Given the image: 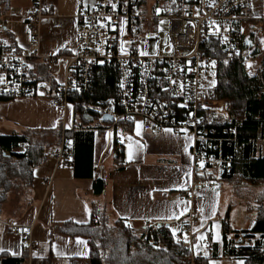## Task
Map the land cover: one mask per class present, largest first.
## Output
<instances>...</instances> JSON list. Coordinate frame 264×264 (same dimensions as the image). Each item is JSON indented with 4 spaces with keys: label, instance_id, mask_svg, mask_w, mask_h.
Masks as SVG:
<instances>
[{
    "label": "built area",
    "instance_id": "built-area-1",
    "mask_svg": "<svg viewBox=\"0 0 264 264\" xmlns=\"http://www.w3.org/2000/svg\"><path fill=\"white\" fill-rule=\"evenodd\" d=\"M41 17V0H32L23 18L32 42L39 38ZM75 20V44H64L59 52L39 60L35 53L25 54L0 40V102L36 98L59 110L74 109L70 99L91 96L99 72L111 68L116 72L114 94L81 106L100 122L104 115L112 120L103 121L105 129L90 130L112 133L119 123L136 127L137 122L151 131L171 129L193 139L196 174L231 170L232 159L223 156V146L234 140L232 119L226 103L215 98V86L207 85L217 71V62L209 55L210 43H218L227 61L238 57L248 77L256 76L264 56V0H95L92 6L80 8ZM161 21L167 24L169 44L164 52L158 43ZM5 32L0 22V34ZM34 60L45 67L47 80L32 77L29 66ZM114 139L119 140L117 135ZM64 142L62 136L53 151L55 169L71 166L72 149ZM204 185L211 186L212 180ZM184 193L191 202L202 200L193 184ZM198 224L199 213L193 208L171 224L178 237L188 239L181 244L190 264L203 256L192 251ZM129 230L143 244L159 247L157 240L163 238L156 223L139 230L129 226ZM34 248L28 236V254Z\"/></svg>",
    "mask_w": 264,
    "mask_h": 264
},
{
    "label": "crops",
    "instance_id": "crops-1",
    "mask_svg": "<svg viewBox=\"0 0 264 264\" xmlns=\"http://www.w3.org/2000/svg\"><path fill=\"white\" fill-rule=\"evenodd\" d=\"M78 1V8L68 12L57 0H41L39 38L32 42L23 20L31 10L32 0H8L6 14L1 19L6 36L0 34V40L25 54L35 53L38 60L59 52L64 44L73 46L77 11L95 3V0ZM75 120L71 106L59 110L47 100L19 98L0 102V135L56 129L68 132L75 127ZM103 133V137L95 136L91 179L75 178L71 166L55 169L53 151L57 145L46 149L47 156L34 168L31 186L17 205L18 210L0 215V254L24 255L25 264H71L73 258L85 259L88 246L77 242L85 240L60 234L57 228L65 222L88 224L94 203L98 209L105 210L111 223L122 220L137 230L148 223L169 224L173 238L179 242L185 241V236L178 237L172 222L191 208L196 209L199 224L191 238L192 251H200L203 256L192 264H246L243 259L223 255L222 223L227 221L234 232L250 230L255 220L252 206L264 186L250 185L240 178L224 180L218 173L211 186L204 185L192 167L193 139L186 135L145 128L137 135L132 125L130 130L119 126L112 133ZM115 135L124 148L121 168L117 167L114 156ZM129 144H132L131 159ZM96 179L104 182L99 195L92 194ZM191 184L201 201L191 202L186 198L184 188ZM258 187L259 193L250 200L253 205L245 210L243 191ZM238 205L239 212L235 214ZM201 235L204 240L198 239ZM28 236L35 243L29 254Z\"/></svg>",
    "mask_w": 264,
    "mask_h": 264
},
{
    "label": "trees",
    "instance_id": "trees-1",
    "mask_svg": "<svg viewBox=\"0 0 264 264\" xmlns=\"http://www.w3.org/2000/svg\"><path fill=\"white\" fill-rule=\"evenodd\" d=\"M7 8L8 0H0V22ZM210 44L212 53L209 55L217 62L215 98L226 103L232 119L230 128L234 131V140L223 146V156L232 159L231 170L220 174V177L224 180L240 178L250 185L264 186V56L258 74L248 77L238 57L227 61L218 43L211 41ZM9 46L16 48L12 44ZM30 66L35 80L48 79L49 75L40 63L30 62ZM115 78L113 69L102 68L91 96L83 94L70 99L75 106L76 119L71 131L56 129L0 135V215L11 193L15 194L14 204L19 206L21 198L31 186L34 168L44 162L47 148L59 145L62 136L64 143L72 149L73 176L92 178L95 136L103 137L104 133L90 130L91 122H87L83 116H92V122L98 121L96 127L100 129H105L107 125L100 122L96 114L86 112L81 104L111 97ZM119 126L126 130L131 128L128 123H119ZM21 146L26 148L21 149ZM113 146L117 167L121 168L123 145L115 140ZM240 172L241 175L238 174ZM215 177L212 172L197 173V179L202 181L214 180ZM103 189L104 182L96 179L92 194L99 195ZM251 211L255 220L248 231L234 232L228 222L223 221V255L243 259L246 264H264V190L256 198ZM158 229L163 236L161 239L156 236L159 247L140 243L139 237L130 232L126 222H109L105 210L98 209L94 203H91V220L88 224L65 222L57 228L60 234L86 241L89 252L83 259L84 264H190L186 258L187 250L173 238L169 226L158 224ZM231 234L234 236L229 238ZM83 260L73 258L71 264H82ZM0 264H25V257H12L4 252L0 254Z\"/></svg>",
    "mask_w": 264,
    "mask_h": 264
},
{
    "label": "rangeland",
    "instance_id": "rangeland-1",
    "mask_svg": "<svg viewBox=\"0 0 264 264\" xmlns=\"http://www.w3.org/2000/svg\"><path fill=\"white\" fill-rule=\"evenodd\" d=\"M57 2L59 5H61L63 8H65L68 12H72L73 9H77L78 4H79L78 0H57ZM1 23H3V22H1ZM166 31H167V24L165 21H161L158 25V34H159L158 43L161 47L162 52H164L165 49L169 46ZM207 85H209L210 87L216 86V79L215 78L211 79L210 81L207 82ZM98 123H99L98 121L91 122V126L95 127V126H97ZM38 139H40V137ZM259 189H260L259 187L258 188H249L248 189L249 191H243L242 195H243V200H245V203H244L245 207H246L245 210H247L248 206L253 205V202H251L250 200L253 197L257 196V192L259 193ZM254 195H256V196H254ZM14 197H15V194L11 193L9 195L8 201L3 204L2 209H3L4 213L5 212L6 213H14V211L18 210L17 205L14 204ZM243 200L241 199V201H243ZM247 202H248V205H246ZM237 204H239L238 200H236V202H235V205H237ZM235 207L237 208V206H235ZM238 212H239V205H238V208L235 209V214ZM177 241H179V240H177ZM84 252H85L84 255H87V249ZM84 263H85V261L82 262V264H84Z\"/></svg>",
    "mask_w": 264,
    "mask_h": 264
},
{
    "label": "snow or ice",
    "instance_id": "snow-or-ice-1",
    "mask_svg": "<svg viewBox=\"0 0 264 264\" xmlns=\"http://www.w3.org/2000/svg\"><path fill=\"white\" fill-rule=\"evenodd\" d=\"M122 51H123V48H122ZM141 55H147V53H141ZM29 67H31V66H29ZM2 79L3 78L0 77V82H2ZM121 87H123V85H121ZM140 129H141V124L139 122H137V124H136V134L137 135L140 134ZM166 131L167 132H171V129H166ZM129 139H131V138L129 137ZM186 139H190V138L186 137ZM131 149H132V144H129V159L132 158ZM185 150H187V145L185 146ZM200 167L201 168L204 167L203 161L200 162ZM181 214H183V213H181ZM169 218H171V217H169ZM173 235H175V230H173ZM213 238L215 239L216 237H213ZM198 239L199 240H204L205 237L203 235H201V236L198 237ZM77 242L80 243V244H85L86 243L85 241H81V240H78ZM185 242H187V238L186 237H185ZM0 250H2V249H0ZM205 255H207V253H205Z\"/></svg>",
    "mask_w": 264,
    "mask_h": 264
},
{
    "label": "water",
    "instance_id": "water-1",
    "mask_svg": "<svg viewBox=\"0 0 264 264\" xmlns=\"http://www.w3.org/2000/svg\"><path fill=\"white\" fill-rule=\"evenodd\" d=\"M84 119L87 121V122H92V116L88 115V114H84ZM102 120L103 121H108V122H111L112 118L110 116H107V115H104L102 117Z\"/></svg>",
    "mask_w": 264,
    "mask_h": 264
}]
</instances>
